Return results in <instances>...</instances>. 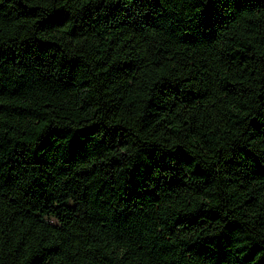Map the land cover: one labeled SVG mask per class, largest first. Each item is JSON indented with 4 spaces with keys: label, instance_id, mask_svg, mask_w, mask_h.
I'll use <instances>...</instances> for the list:
<instances>
[{
    "label": "trees",
    "instance_id": "obj_1",
    "mask_svg": "<svg viewBox=\"0 0 264 264\" xmlns=\"http://www.w3.org/2000/svg\"><path fill=\"white\" fill-rule=\"evenodd\" d=\"M0 264H264V0H0Z\"/></svg>",
    "mask_w": 264,
    "mask_h": 264
}]
</instances>
